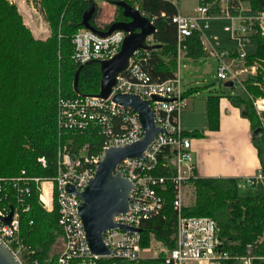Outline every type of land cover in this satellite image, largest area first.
Instances as JSON below:
<instances>
[{"label": "trees", "instance_id": "obj_1", "mask_svg": "<svg viewBox=\"0 0 264 264\" xmlns=\"http://www.w3.org/2000/svg\"><path fill=\"white\" fill-rule=\"evenodd\" d=\"M90 0H37L38 9L43 12L48 25L45 39L36 38L23 23L17 7L8 0H0V204L6 208H17L19 204L11 184L17 178H40L51 180L56 175L57 150L60 144L74 149L83 143L97 145L100 137L97 132H60L57 128V101L59 97L71 98L76 95H96L99 92L100 68L98 63H77L74 58L75 33L82 28L81 19ZM90 23L95 22L99 7ZM155 26L153 44L160 47L148 51L146 63L142 66L151 81L163 82L175 75L177 56V29L170 18L177 14V6L170 0H123ZM248 1L253 7L245 15H253L264 8V0ZM112 3L114 1H107ZM199 6H209V18L200 20L204 36L216 50H233L236 41L224 28L230 23L217 0H197ZM235 0H229V14L235 15ZM112 21L125 20L122 10L115 7ZM163 14V15H162ZM109 24L101 26L107 29ZM187 56L191 59L205 58L201 47L200 34L195 32L187 38ZM247 66L255 59L264 58V36L252 33L245 43ZM79 69L77 88L73 90V80ZM242 85L245 91L226 94L241 115L247 118L252 130L260 126L253 103L246 93L264 97V71L258 76H249ZM259 85L263 92L256 88ZM208 87V86H206ZM237 85L230 89H235ZM201 87L183 90L187 98ZM208 95V118L212 128L218 119V96ZM220 95V94H219ZM221 96V95H220ZM264 117V114L262 115ZM188 137L197 133L184 132ZM255 140L258 155L262 162L264 151L263 131ZM44 158L45 166L39 162ZM263 164V163H262ZM264 171V167L262 168ZM195 200L192 207H184L186 217H210L220 227L221 249L229 259L222 264H237L243 257H250V264H264V193L258 186L252 192L239 194L238 181L234 178L195 177L191 180ZM49 185H44L48 188ZM164 205L161 213L141 226L142 247H149L151 237L159 242L164 250L175 247L173 234L177 214L173 209V191L170 186L163 192ZM28 211L19 210V237L39 260L55 259L57 253L51 247L61 233L58 228L57 208L47 212L41 206L37 191L31 187L29 195H24ZM62 243V241H61ZM247 246L250 251L247 252ZM34 257V258H35ZM240 263V262H239ZM115 264H164L163 252L155 259H142L138 262L117 261Z\"/></svg>", "mask_w": 264, "mask_h": 264}, {"label": "built area", "instance_id": "obj_2", "mask_svg": "<svg viewBox=\"0 0 264 264\" xmlns=\"http://www.w3.org/2000/svg\"><path fill=\"white\" fill-rule=\"evenodd\" d=\"M11 3V0H8ZM37 0H29L39 23L43 12L34 6ZM116 1V0H104ZM176 4L177 0H170ZM219 8L230 23L224 28L236 41L233 50H216L204 36L199 25L200 20L208 19L209 6H197V17L173 15L170 20L177 29L176 62L187 57V38L195 32L200 34V41L207 55H214L218 66L216 78L225 82L232 81L245 91L241 77L254 75L255 66L234 67V62L246 60L245 43L248 36L257 33L264 36V8L253 15H245L251 10L249 2L235 0V15L229 14V0H217ZM163 15V14H162ZM125 33L113 32L102 38L83 27L73 36L74 60L79 64L91 60L111 59L120 49ZM148 51L137 50L130 57L126 70L117 75L108 98L96 95H76L71 98L59 97L57 101V128L60 132H89L93 129L100 137L97 145L83 143L75 149L67 144H60L57 150L56 175L51 180L40 178H17L12 181L11 189L19 204L17 208H6L0 204V242L16 257L19 264H115L117 261L138 262L142 254L150 248L142 247L141 232H131L120 228L111 229L103 234L104 244L112 251L111 255L92 254L85 241L82 223L78 217L79 197L67 193L66 185L82 191L92 177L102 151L110 146H124L139 140L143 135L142 127L135 112L116 104L112 98L116 94H133L148 101L153 112L155 124L164 130L158 133L148 145L142 157L123 160L118 169L122 175L134 184L130 194L128 212L114 217V222L123 226L139 228L144 221L158 216L164 205L163 192L167 186L173 191L172 206L177 214L173 238L175 247L162 250L164 264H222L229 259L227 252L221 249L220 227L210 217H186L183 215L185 188L191 186L196 177L195 165L191 152L190 137L178 125V114L185 106L183 88L177 74L163 82L151 81L142 66L146 63ZM173 99L169 103L153 101L152 96ZM259 112H264V99L253 100ZM263 130L264 117L258 112ZM38 162L45 166L44 158ZM50 183L49 198L43 200L44 185ZM241 187H260L264 193V171L258 169L253 176L242 180ZM239 186V185H238ZM31 187L37 191L38 200L47 212L57 208V224L61 233V248L54 260H39L20 239L19 210L28 211L23 197L29 195ZM12 210L9 224L3 221ZM250 246H247V252ZM35 257V258H34ZM243 264H250L251 258L240 259Z\"/></svg>", "mask_w": 264, "mask_h": 264}, {"label": "water", "instance_id": "obj_3", "mask_svg": "<svg viewBox=\"0 0 264 264\" xmlns=\"http://www.w3.org/2000/svg\"><path fill=\"white\" fill-rule=\"evenodd\" d=\"M111 4L122 10V16L125 20L112 21L107 29L95 27L90 23L95 12V4L92 0L89 1L81 19V26L84 29L102 38L116 31L125 33L119 51L111 59L87 62H96L99 65L101 78L99 92L96 96L102 99L109 97L117 75L126 70L129 59L135 51H152L160 47L159 44L149 42L148 39L152 38L156 29L154 24L144 17L138 9L123 0H116ZM78 75L79 69L76 71L73 80V90L77 94H79L77 88ZM224 86L232 88L234 82H224ZM112 100L116 104L135 112L143 130L142 137L124 146H110L104 149L96 164L94 174L87 181L82 191H77L69 184L64 187L67 193L79 197L78 217L83 226L86 244L92 254L99 256H108L112 253L103 241V234L106 231L116 228L137 233L142 231L139 228L123 226L114 222L115 216L128 212L131 202L130 194L134 189L133 182L122 175L118 165L125 159L141 158L155 136L158 133H164V130L156 126L148 101L133 94H116ZM152 100L164 103L173 101V99L156 95L152 96ZM261 135V127L253 131L254 139L259 140ZM11 217L12 210L7 217L3 218V221L9 224ZM0 264H19L16 257L1 242Z\"/></svg>", "mask_w": 264, "mask_h": 264}, {"label": "crops", "instance_id": "obj_4", "mask_svg": "<svg viewBox=\"0 0 264 264\" xmlns=\"http://www.w3.org/2000/svg\"><path fill=\"white\" fill-rule=\"evenodd\" d=\"M11 3L17 7L24 25L33 35L45 39L49 30L44 15V27H41L42 23L36 18L29 0H11ZM95 3L102 10L95 20L104 23L103 25L108 24L112 17L105 18L104 11H112L113 15L114 6L104 0H96ZM34 6L37 7L36 2ZM194 80V85L187 89H201L185 98V106L178 114V125L184 132L198 134L190 136L196 176L234 178L237 181L253 176L258 169L264 167V160L262 158L261 162L258 155L250 121L241 115L240 109L232 104L224 92L214 91L205 86L207 83L200 84L197 79ZM212 92H216L218 96L216 128H212L208 118V95Z\"/></svg>", "mask_w": 264, "mask_h": 264}, {"label": "rangeland", "instance_id": "obj_5", "mask_svg": "<svg viewBox=\"0 0 264 264\" xmlns=\"http://www.w3.org/2000/svg\"><path fill=\"white\" fill-rule=\"evenodd\" d=\"M176 6H177L178 12L181 16L191 17V18L197 17V12L195 11L197 6H198L197 0H177ZM249 7L252 8L253 5L249 4ZM112 8H114L113 9L114 10L113 15H112V11H108V10L104 11L105 18L111 19V17H112V20H113V17L115 16L116 8H115V6ZM98 10L99 11L97 12V16L95 17V19L102 13V10L100 8ZM111 21L109 23H111ZM95 22L98 25L104 24V23L98 22L97 20H95ZM42 26L44 27V24H42L41 27ZM148 40L151 44H153L152 38H150ZM203 46H205V45L201 44L202 51L204 53L205 58H203V59L202 58L191 59L187 56L186 59L180 60L177 63L175 73L177 74V76L180 79L182 88L183 89L189 88L190 85H194V82H195L194 79H197L200 84L207 83V84H205V86L211 87L212 89H214V91L224 92V94H232V93L241 94V92H243L242 89H240L238 87H236L235 89L227 88L224 86L225 81L218 80L216 78V70H217V66H218L217 59L214 55L213 56L207 55V50L203 49ZM187 52H188V50H187ZM233 64H234L233 66L236 68H240L243 65L247 66L245 62L244 63L234 62ZM253 65L256 68L255 74L254 75H249V74L242 75L241 80L243 82L249 76H256V75L258 76L261 72L264 71V58L255 59V62L253 63ZM255 86H257L256 88H258L259 91L263 92V88L261 86H259V85H255ZM246 95H247L248 99H250V98H252L253 100H257V99L263 100L264 99L263 96L256 95L255 93H252V92L251 93L247 92ZM185 103H186V99H185ZM253 107H254L256 114H257V112L261 116L264 114V112L262 113V112H259L257 110L254 103H253ZM257 116H258V114H257ZM260 126H262V125H260ZM262 131H263V136H264V127H263ZM262 158L264 160V151L262 153ZM241 184H243L242 181H238L239 194L245 195V194L252 192L253 189L251 187H247V186L241 187ZM194 200H195L194 188L192 185L191 186L189 185L187 188H185V196H184V200H183L184 207H188V208L192 207L194 204ZM262 240H264V233H263L262 237L259 238L258 242H261ZM60 248H61V239L58 238L56 241H54V243L51 247L50 254L59 252ZM149 248H150L149 252L142 254L144 257L143 259H155L161 253V251L164 250L162 245L159 242H157L153 237H151ZM239 262L237 264H243L241 260H239Z\"/></svg>", "mask_w": 264, "mask_h": 264}, {"label": "bare ground", "instance_id": "obj_6", "mask_svg": "<svg viewBox=\"0 0 264 264\" xmlns=\"http://www.w3.org/2000/svg\"><path fill=\"white\" fill-rule=\"evenodd\" d=\"M263 104H264V102H263ZM45 185H49V186H48V188L44 187V193L42 195V198H43V200L47 201L49 198L50 183H46Z\"/></svg>", "mask_w": 264, "mask_h": 264}]
</instances>
